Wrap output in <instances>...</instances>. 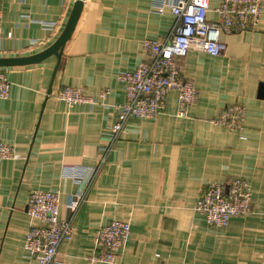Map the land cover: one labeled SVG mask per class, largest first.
Here are the masks:
<instances>
[{
	"label": "crops",
	"instance_id": "0c3cea01",
	"mask_svg": "<svg viewBox=\"0 0 264 264\" xmlns=\"http://www.w3.org/2000/svg\"><path fill=\"white\" fill-rule=\"evenodd\" d=\"M75 0H0V57L27 56L51 45ZM152 0H84L60 61L2 67L10 81L0 99V140L16 153L0 161V264H38L22 247L32 223L26 214L32 189L60 192V216L77 184L73 167H93L98 146L125 99L117 74L142 59L145 39L162 38L172 16ZM209 0L207 18H217ZM52 24V27H51ZM10 33V36H9ZM225 51H190L182 74L193 80L198 99L179 118L175 93L154 119L130 120L80 206L73 235L56 256L60 264H88L99 224L129 221L130 237L114 264H264V0L253 30L221 33ZM56 69V70H55ZM104 101L67 107L57 99L64 86ZM245 108L238 133L211 120L227 105ZM235 176L249 181L252 212L226 226H208L195 210L202 189ZM104 264V263H93Z\"/></svg>",
	"mask_w": 264,
	"mask_h": 264
},
{
	"label": "built area",
	"instance_id": "2783aa9c",
	"mask_svg": "<svg viewBox=\"0 0 264 264\" xmlns=\"http://www.w3.org/2000/svg\"><path fill=\"white\" fill-rule=\"evenodd\" d=\"M24 1V0H20ZM157 12L168 8L172 23L167 33L159 39H145L141 45L140 60L132 69L117 74L123 85L125 99L114 106L115 118L105 132V142L98 146L97 163L93 167H73L71 178L77 184L75 192L65 202V212L60 216L58 190L32 189L28 195L25 212L32 220L22 247L38 264H60L56 256L60 246L73 235V223L80 206L86 201L90 187L106 163L125 124L130 120L154 119L165 109L168 95L175 93V112L179 118L198 99V90L192 79L182 74V59L190 52H203L212 56L225 51L221 33L253 30L261 17L262 0H218L215 20L207 18L209 0H152ZM52 27V24H51ZM2 9L0 7V35ZM10 36V33H9ZM10 81L0 67V99L9 96ZM109 90L89 94L83 89L64 86L57 99L67 107L78 104L95 105L105 100ZM245 108L235 103L225 106L211 121L220 124L244 138ZM15 145L0 140V161L14 158ZM194 210L211 227H223L232 218L244 217L252 212L249 181L235 176L228 182H214L205 186L195 203ZM131 233L129 221L113 218L99 224L94 235V250L87 257L88 264H114L125 247ZM151 264H167L155 254Z\"/></svg>",
	"mask_w": 264,
	"mask_h": 264
},
{
	"label": "water",
	"instance_id": "95a60500",
	"mask_svg": "<svg viewBox=\"0 0 264 264\" xmlns=\"http://www.w3.org/2000/svg\"><path fill=\"white\" fill-rule=\"evenodd\" d=\"M84 0H75L66 21V24L55 41L44 50L27 56H5L0 57V67L22 66L39 63L51 55H55L60 61L62 49L72 35L76 23L83 8ZM56 70V69H55ZM264 85V83H262Z\"/></svg>",
	"mask_w": 264,
	"mask_h": 264
}]
</instances>
